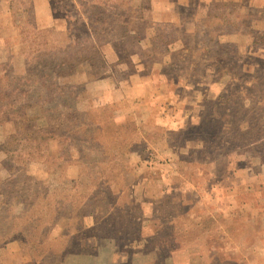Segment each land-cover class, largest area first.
Returning a JSON list of instances; mask_svg holds the SVG:
<instances>
[{
  "label": "rangeland",
  "instance_id": "obj_1",
  "mask_svg": "<svg viewBox=\"0 0 264 264\" xmlns=\"http://www.w3.org/2000/svg\"><path fill=\"white\" fill-rule=\"evenodd\" d=\"M144 1L142 8V0H0L7 112L19 111L28 90L17 78L29 66L37 73L57 65L46 87L64 88L72 100L63 127L54 104L0 124V239L15 238L0 242V264H264V163L254 150L226 146L229 127L249 125L236 136L243 140L264 134V105L256 104L264 96V46L255 43L264 32V0H228L227 8ZM38 87L30 93H50ZM220 92L222 104L212 99ZM132 125L147 144L135 160L126 152ZM9 158L12 166L2 165ZM102 170L131 191L135 172L155 178L152 185L179 180L189 202L198 201L188 217L213 215L216 226L197 236L196 254H134L121 224L74 217L76 193L99 183ZM113 201L106 193L95 204L104 211ZM212 247L218 256L208 255Z\"/></svg>",
  "mask_w": 264,
  "mask_h": 264
},
{
  "label": "trees",
  "instance_id": "obj_2",
  "mask_svg": "<svg viewBox=\"0 0 264 264\" xmlns=\"http://www.w3.org/2000/svg\"><path fill=\"white\" fill-rule=\"evenodd\" d=\"M144 3L145 1L142 0V8H144ZM228 4L229 3H219L218 5L227 8ZM255 43L264 46V32L256 36ZM53 68L54 69H50V64H47L37 73H35L36 71L29 66L25 71V75H23V77L17 78L18 81L25 82V86H27L28 91L24 93L26 95L23 97L20 103L19 111L13 113V116L10 115L5 108V106H8L12 101L10 100L6 102L9 96L6 93L0 91V124L4 121L12 120L15 118V120H18L19 118L25 119L26 117L23 111H25V109L28 107L33 108L38 106L39 108L43 109L44 107H46V105L47 108H49L51 104H54V106L57 105L62 109L59 115V118H62L60 120L59 126L63 127L65 124L69 123L70 115H68L66 111L70 109L72 102L71 98L65 95L64 88H61L57 93H53L46 87V79L48 77L54 76V72L58 67L57 65H55L53 66ZM57 75H59V73H57ZM38 84L40 87L50 91V93L46 94L45 96L41 94H31V90H39ZM0 88L2 87L0 86ZM246 89L247 88L242 90L246 95H248V93H246ZM58 96H60V98L56 99ZM212 99L217 103L222 104L223 101L227 99V96L220 92L216 97H213ZM256 104L264 105V96L256 100ZM72 114L73 113H71V115ZM235 117L236 112L235 116L232 115V118ZM248 126L249 125H241L236 129H231V127H229L228 131L232 132L233 139H231L229 141V144L226 145L227 147H230L228 152H247L251 149L255 151L256 156L259 158L260 162L264 163V134L251 138L249 140H243L236 137L247 134V132L250 130V127ZM28 127L30 128L32 126L28 124ZM81 127L82 124H79L76 128L80 129ZM29 128L25 127V131L29 130ZM97 130H99L98 127ZM144 138L145 137L139 134L137 129L132 125V143H130V149L126 152H143L145 150V147H147ZM92 140L95 143L98 142L94 138H92ZM237 140H241V142L236 143ZM98 143L100 145V142ZM241 143L242 146L239 147V144ZM226 146L223 145V147L225 148ZM100 148L105 153V148L101 146ZM177 162L184 163L183 160H178ZM10 163L11 158L2 162V165L4 164L7 167H11L12 165H10ZM98 172H100L98 173V175L100 174V179H104L105 181L111 179L113 183L111 182L110 185L108 184L109 186L106 187L102 185L101 180L99 183H96L94 187H91V189H89L87 192L79 191L78 193H76L78 195H82V198H80L79 200V203L81 204H76L74 206L76 210L74 217L79 218L84 222H90V224L92 225L96 224V226L99 225V221H102L104 217L106 219V222H110L111 224L117 222L118 224H121L120 226L123 229H126L124 231L125 241L128 242V244L132 243V253L134 254H146V256H148L149 253H153L154 257L152 258L159 259L161 257V253L168 248L171 251L191 250L192 253H194V250L201 247V240H199L197 236H203L205 231L212 229V226H216L215 216L208 215V217H206L202 221L197 222L194 218H187L183 216L179 208H176L175 205V208L173 207V205H170V200L168 199L163 200L161 206L157 207L153 204L152 207L154 209V215L152 217L146 216V214L144 213V208L146 205L150 204L148 203V196H144L145 194L137 196L131 191V188L129 189L123 185L117 184L114 178L116 177V175L112 170L107 172V176L105 175L106 173L103 170ZM132 178H135V175L133 173ZM105 181H103V184H105ZM106 193L112 196L114 198V201L110 205H107L104 208V211H102L99 207L96 206L95 200L97 198H100L103 201ZM67 207L68 205H65V209ZM88 208L90 209L89 212ZM113 212L115 213L113 214ZM56 218L57 217L54 218V221L56 220ZM181 220H185L186 222H180ZM75 234H78L77 229L74 231L73 235ZM106 235H112V233H107ZM4 238L9 241L15 239L13 235H4ZM4 238L0 239V242L5 240ZM169 242L173 244H170ZM168 244H170V247H168ZM208 255L212 256L215 254L211 252ZM192 256L197 258L203 257V255L196 256L194 254ZM191 259L193 260V258ZM218 262L220 261L218 260Z\"/></svg>",
  "mask_w": 264,
  "mask_h": 264
},
{
  "label": "crops",
  "instance_id": "obj_3",
  "mask_svg": "<svg viewBox=\"0 0 264 264\" xmlns=\"http://www.w3.org/2000/svg\"><path fill=\"white\" fill-rule=\"evenodd\" d=\"M45 1H48V0H45ZM206 1H208L207 4L209 6L214 5L217 2L218 3H228V2H226L228 0H222V1L214 0V2H213V0H206ZM197 3H199V2L197 1ZM173 128H176V127H173ZM137 154L138 153H132V160L136 159ZM133 174L135 175L136 183L132 186V192L135 195H137L138 193H137L136 188L141 187L142 191H140L141 193L139 194V196L145 194L144 196L149 197L148 203H150V204L146 205L144 208V213L146 214V216L152 217L154 215V209H153L152 205L154 204L157 207L161 206L162 201L166 200V199L170 200V205H173V207L175 205L176 208H179L182 215L187 216V217H188L190 210L193 207L195 208L198 205V201H196L195 203L189 202L188 194L190 193L189 192L190 189L182 187V184L179 183V180L177 181L176 185L166 187L161 182H160V185L155 184V183H153L154 185L150 184V182L152 183L153 182L152 180L155 178L151 179V177H148L145 174L143 175V174L139 173V175H138V172L137 173L135 172ZM154 182H156V181L154 180ZM148 184L150 185V187H152V190L148 189V186H149ZM150 198H152V199H150ZM151 201H154V202H151ZM227 235L229 237V234H227ZM223 240L225 242H228V238H225ZM210 250H212V252L215 255H217V249L212 247ZM194 254H196V253H194ZM226 255H229V253H226ZM228 261L230 263H232L234 261V258H232V256H230V257H228ZM235 264H238V261H235Z\"/></svg>",
  "mask_w": 264,
  "mask_h": 264
}]
</instances>
